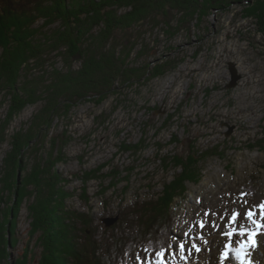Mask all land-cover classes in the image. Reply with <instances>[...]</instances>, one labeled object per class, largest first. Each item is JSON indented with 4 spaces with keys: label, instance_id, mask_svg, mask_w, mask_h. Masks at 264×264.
I'll use <instances>...</instances> for the list:
<instances>
[{
    "label": "rangeland",
    "instance_id": "rangeland-1",
    "mask_svg": "<svg viewBox=\"0 0 264 264\" xmlns=\"http://www.w3.org/2000/svg\"><path fill=\"white\" fill-rule=\"evenodd\" d=\"M261 2L264 0H229L212 6L199 0L203 9L189 12L179 26L177 20L188 12L169 10L160 22L148 17L145 24L130 31L133 49L136 47L131 50L136 62L130 66L151 63L149 78L124 85L104 99L97 100V95L91 100L89 96L71 107L66 104L68 113L60 109L53 114L48 135H39L30 142L28 153L23 149L17 155L18 171L10 177L6 162L13 136L30 132L34 116L41 109L46 114L48 104L47 100L28 104L8 120L11 95L0 85V127L7 128L6 140L0 145V215L6 208V219L17 224L16 235L8 229L10 254H4V264H39L43 248L38 244L40 233L32 238L29 234L30 201L23 199L24 193L18 204L15 199L27 182L24 167L30 169L41 154L48 160L49 155L42 152L51 148V136L57 132L61 135L57 143L66 145L67 156L57 169L73 195L67 197L66 206L92 213L94 228L90 227L97 236L139 230V238L167 237L170 247L165 249L166 264H219L218 256L229 241L222 232L229 230L225 225L233 210L242 214L233 227L243 224L255 228L243 217L249 208L256 213L254 219L264 223L258 208L264 203V25L249 14ZM169 17L177 19L171 23L172 34L164 29V20ZM39 23L36 25L46 33L61 24ZM57 47L51 41L41 57L29 60L24 76L32 85L52 81L53 68L66 73L81 66L80 62L71 66L64 48L60 44ZM155 64L166 72L154 76L158 69H153ZM233 68L238 76L235 83ZM65 84L69 85L68 81ZM43 142L44 149L39 146ZM128 146H137V150ZM176 153L196 155L200 161L196 165L197 179L186 181L184 193L175 197L169 187L175 185L172 181L179 177L181 167L163 158L171 160ZM137 210L142 216H133L130 225L119 217L130 218ZM201 220L205 222L203 229L198 223ZM258 233L255 240L264 236V228ZM201 234L208 244L200 239ZM231 239L237 246L236 240L247 237L234 235ZM179 241L185 242L186 259L180 256ZM192 243L201 250L192 249L189 254ZM256 249L257 243L248 250L250 258ZM144 250L138 247L133 251L127 264H140L136 255L151 256L155 264L154 253L161 249Z\"/></svg>",
    "mask_w": 264,
    "mask_h": 264
},
{
    "label": "trees",
    "instance_id": "trees-1",
    "mask_svg": "<svg viewBox=\"0 0 264 264\" xmlns=\"http://www.w3.org/2000/svg\"><path fill=\"white\" fill-rule=\"evenodd\" d=\"M228 1L209 0L208 3L214 6L222 5ZM198 2L199 0H0V49H2L0 85L5 86L3 89L9 93L7 95H11L8 120L21 112L28 104L43 100H47L46 104H48L45 106H48L45 109L46 114H43V109H41L34 116L32 125L34 127L32 130L30 127V132L17 133L13 136L12 150L8 154L6 162V172L10 171L8 177L13 173L16 175V171H18V167H16L18 165L17 155L21 154L23 149L25 153H28L32 145L30 142L39 138V135H43L42 137L48 135L47 129L52 124L53 114L60 109H64L63 114L68 113V109H65L66 104L71 107L89 96L91 100L97 95L99 97L97 100L104 99L124 85H132L134 82H141L149 78L147 74L150 73L151 63L136 67L130 66L136 62V58L131 56V50L136 49V47L133 49L132 45L135 44L132 39L133 35L130 33L133 28L145 24L148 17L160 22L159 18L166 16L167 13L170 14L169 10L184 11L183 14L188 11L178 20L175 18L170 20V17L166 21L164 20L167 24V28L164 27L165 31L172 34L174 32L170 29L172 21L177 20L176 26L181 25L185 22L184 19L189 11L192 13L194 9L202 8ZM249 14L264 25V2L256 4L254 10ZM40 20H43L45 25L56 22L61 24L46 33L36 25ZM35 31L37 32L35 33ZM51 41L54 48H59L57 44L64 48L66 51H63L64 55L69 56L71 66H74V62H80L81 66L71 68L73 71H69V67L66 73L53 68L54 72L52 71L50 75L52 81L42 86H39L38 83L32 85L26 75L24 76L25 71L29 70L27 66L29 60L33 57H41V53L48 45H51ZM91 44L93 46H89ZM127 48H131L130 51ZM137 53H140V49L137 50ZM160 67L162 66L156 65L153 68H158L154 76L166 72L164 69L159 70ZM65 81H68L69 85H66ZM0 88L2 89V87ZM6 129L4 126L0 127V145L6 140ZM57 134L54 137L53 134L51 136L53 139L50 149H44V142L39 145L45 150L42 153L49 155V161H46L45 156L41 154L37 160L35 158L36 161L32 162L30 169L27 165L24 167L26 170L24 178L27 182L20 190V195L18 194L15 199V204H18L22 200L21 194L24 193L23 196L26 197L23 199L27 198L30 201L28 209L31 230L29 234L32 238L35 234L40 233L39 242H37L39 247L43 248L39 264H107L108 262V264H126L128 256L138 247L156 249L162 244L167 245V237L163 239L139 238L137 235L139 230L133 234L121 232L116 236L113 233L114 236L101 234L98 237L93 229L94 216L92 213L66 206V199L72 194L63 185L65 178L63 173L57 169L58 163L67 159L64 150L66 145L57 143V138L61 137L58 132ZM63 141L66 144V140ZM68 141L70 143L71 140L68 139ZM56 145H59L60 148L55 153ZM128 148L137 150V146H128ZM207 153L205 154L208 155ZM163 160L181 167L182 172L177 175L179 177L172 181L175 185L169 187L174 191L175 197L181 195L186 190L183 184L186 181L197 179L199 171L196 165L200 159L196 155L176 153L171 160L166 157ZM86 175L92 176L89 173ZM179 184L180 186H178ZM5 209L0 215V264H4V254H10L9 242L6 237L8 229L11 230V235H16L14 225L6 219L7 215L3 214ZM139 211L131 213L130 218L120 215L119 217L123 223L129 224L130 219L142 216L138 215ZM13 215L15 214L13 213ZM149 219L147 222L150 221ZM92 225L93 228L90 227ZM117 228L120 229V226ZM11 243H13V239H11ZM25 261H27V257H25Z\"/></svg>",
    "mask_w": 264,
    "mask_h": 264
},
{
    "label": "snow or ice",
    "instance_id": "snow-or-ice-1",
    "mask_svg": "<svg viewBox=\"0 0 264 264\" xmlns=\"http://www.w3.org/2000/svg\"><path fill=\"white\" fill-rule=\"evenodd\" d=\"M245 195V194H242ZM245 203H247L245 201ZM258 208L260 209L259 215H260V220L264 221V203H261L258 205ZM207 215V213L205 214ZM241 213L238 211L233 210L229 219L227 227L229 230L222 232V235L226 236L229 238V241L227 244L224 245V251L221 254L220 260L221 264H224V261L228 258L229 253H234L236 259L240 262V264H251L249 260H247L245 257L248 254V249L249 248H255L256 247V240L255 237L258 234V230L261 228H264V223L258 222L256 219H254L256 213L252 210V208H249L245 213H243V217L247 219L252 225L255 226L253 229L246 228L243 224H240L239 227H233V225L237 224L238 218L241 217ZM199 227L201 229L205 228V222L203 220L199 221ZM213 227H218V225L213 224ZM185 235H188V233H185ZM234 235H238L240 237H247L246 240H236L235 244L237 247L233 248L232 247V237ZM200 239L203 241L204 244H208L209 242L204 239L203 235H200ZM179 252L181 258L186 259L184 256L185 252V242H180L179 245ZM192 249H195L197 252H199L201 249L196 243H192L191 248L188 249L189 254H191ZM145 253L149 252V249L144 250ZM164 254H165V249H161L160 251H156L154 253L155 257V264H166V261L164 260ZM135 259L140 262V264H153V258L151 256H146L142 258L140 255H136Z\"/></svg>",
    "mask_w": 264,
    "mask_h": 264
},
{
    "label": "bare ground",
    "instance_id": "bare-ground-1",
    "mask_svg": "<svg viewBox=\"0 0 264 264\" xmlns=\"http://www.w3.org/2000/svg\"><path fill=\"white\" fill-rule=\"evenodd\" d=\"M179 1V0H178ZM209 1V0H208ZM207 1V2H208ZM12 2V1H11ZM182 2V1H181ZM188 3V2H187ZM209 4V3H208ZM181 5V4H180ZM12 10V9H11ZM181 11V10H180ZM195 11V10H194ZM188 12V11H187ZM190 12V11H189ZM193 13V12H192ZM195 13V12H194ZM5 15V14H4ZM17 15V14H16ZM20 16V15H19ZM28 18V17H27ZM32 19V18H31ZM39 19V18H38ZM174 19V18H173ZM119 21H120V19H119ZM40 24V23H39ZM27 32V31H26ZM37 31H35V33H36ZM15 35V34H14ZM18 35H19V32H18ZM21 36V35H20ZM30 37V36H29ZM18 40V39H17ZM24 42V41H23ZM137 51V50H136ZM25 52H26V50H25ZM22 58V57H21ZM56 63V62H55ZM25 65V64H24ZM58 73V72H57ZM59 74V73H58ZM51 93V92H50ZM53 93V92H52ZM83 97V96H82ZM64 108V107H63ZM193 142V141H192ZM227 143V142H226ZM11 144V143H10ZM191 146V145H190ZM232 149V148H231ZM214 153V152H213ZM220 155V154H219ZM197 159V158H196ZM195 159V160H196ZM49 161V160H48ZM178 162V161H177ZM107 164V163H106ZM45 166V165H44ZM48 166V165H47ZM104 166V165H103ZM165 166V165H164ZM26 167V166H25ZM186 167V166H185ZM49 168V167H48ZM202 168V167H201ZM40 170V169H39ZM92 173V172H91ZM33 174V173H32ZM39 174V173H38ZM19 178V177H18ZM92 178V177H91ZM201 178V177H200ZM15 179V178H14ZM199 179V178H198ZM28 180H30V179H28ZM113 180V179H112ZM35 182V181H34ZM181 182V181H180ZM25 185V184H24ZM184 185V184H183ZM182 185V186H183ZM21 187V186H20ZM185 188V187H184ZM66 193V192H65ZM182 194V193H181ZM95 195V194H94ZM73 196V195H72ZM57 198V197H56ZM170 202V201H169ZM159 204V203H158ZM20 205V204H19ZM57 206V205H56ZM53 207V206H52ZM54 209V208H53ZM64 210V209H63ZM147 210V209H146ZM52 211V210H51ZM67 211V210H66ZM53 212V211H52ZM61 213H63V212H61ZM69 213H70V211H69ZM53 214H54V212H53ZM157 214H159V213H157ZM79 215V214H78ZM215 215V214H214ZM15 218V217H14ZM154 219H157V218H155L154 217ZM153 219V220H154ZM58 220V219H57ZM56 220V221H57ZM89 220V219H88ZM150 220V219H149ZM151 221V220H150ZM64 222V221H63ZM143 222V221H142ZM12 223H13V220H12ZM57 223V222H56ZM59 223V222H58ZM147 223H149V221L147 222ZM60 224V223H59ZM58 224V225H59ZM14 225H17V224H15L14 223ZM130 225V224H129ZM128 225V226H129ZM163 226V225H162ZM168 227H170V226H168ZM15 228V227H14ZM52 229V228H51ZM228 229V228H227ZM61 230V229H60ZM141 231V230H140ZM145 232V231H144ZM169 232V231H168ZM59 234V233H58ZM67 234V233H66ZM138 234H140V233H138ZM65 235V234H64ZM164 235V234H163ZM73 236V235H72ZM114 236V235H113ZM123 236V235H122ZM49 237V236H48ZM91 238V237H90ZM105 238V237H104ZM108 239V238H107ZM95 241V240H94ZM74 242V241H73ZM180 242V241H179ZM256 242H257V249H256V251H255V253H254V256L252 257V258H250L248 255H246V259L247 260H249L250 262H251V264H264V236H261V237H259V238H257L256 239ZM1 243V242H0ZM83 243V242H82ZM100 243V242H99ZM109 244H110V242H109ZM14 245V244H13ZM49 246V245H48ZM61 246V245H60ZM1 249V248H0ZM79 249V248H78ZM250 249V248H249ZM248 249V250H249ZM113 250V249H112ZM107 252V251H106ZM130 252V251H129ZM117 253V252H116ZM230 255H233V256H228L229 258H230V260L231 261H234V259H236V257H235V254L234 253H229ZM67 255V254H66ZM99 257H101V256H99ZM220 257H221V255L220 256H218V258L219 259H217L218 261H217V263H221V260H220ZM116 258V257H115ZM74 259V258H73ZM97 261V260H96ZM68 262V261H67ZM216 262V261H215ZM109 263V262H108ZM230 263H232V262H230ZM111 264V263H110ZM224 264H226V261H224Z\"/></svg>",
    "mask_w": 264,
    "mask_h": 264
},
{
    "label": "water",
    "instance_id": "water-1",
    "mask_svg": "<svg viewBox=\"0 0 264 264\" xmlns=\"http://www.w3.org/2000/svg\"><path fill=\"white\" fill-rule=\"evenodd\" d=\"M233 72H234V80H233V83H235L238 76H236V71H235L234 68H233Z\"/></svg>",
    "mask_w": 264,
    "mask_h": 264
}]
</instances>
